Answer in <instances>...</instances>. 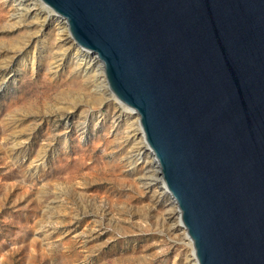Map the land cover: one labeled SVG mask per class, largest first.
<instances>
[{
  "label": "water",
  "instance_id": "95a60500",
  "mask_svg": "<svg viewBox=\"0 0 264 264\" xmlns=\"http://www.w3.org/2000/svg\"><path fill=\"white\" fill-rule=\"evenodd\" d=\"M138 115L197 264H264V0H40Z\"/></svg>",
  "mask_w": 264,
  "mask_h": 264
},
{
  "label": "rangeland",
  "instance_id": "374dc122",
  "mask_svg": "<svg viewBox=\"0 0 264 264\" xmlns=\"http://www.w3.org/2000/svg\"><path fill=\"white\" fill-rule=\"evenodd\" d=\"M12 3L0 0V264L194 263L152 155L136 161L127 106L59 48L58 17L18 21Z\"/></svg>",
  "mask_w": 264,
  "mask_h": 264
},
{
  "label": "bare ground",
  "instance_id": "6f19581e",
  "mask_svg": "<svg viewBox=\"0 0 264 264\" xmlns=\"http://www.w3.org/2000/svg\"><path fill=\"white\" fill-rule=\"evenodd\" d=\"M12 1H13V3L11 4V7H13V4H16L17 8L22 10L21 12L20 11H16V12H14L11 15L13 18H15V20H16V18H17V20L21 19V17L23 15L26 16L27 14H31L32 16L37 17L38 19H41L43 22H46L48 20V18L50 17V15H55V13L50 8L46 7L43 3H41L40 0H29V2H27L24 5V7H19V6L23 5L21 2H18L17 0H12ZM43 6H45L47 11L43 10V8H42ZM59 18L60 17L57 18V21L58 20L59 21L56 22V27H55V30H56L57 36H58V40H59V42H61L59 48L62 49L63 52H65L67 54H71L73 59H75V62L78 65L82 66V71L84 72L85 75L88 72L91 73L93 75V77H94V79L93 78L92 79L95 80V82L98 83V85H101V86L103 85L105 90L107 89L111 93V95H113V93L108 88L106 79L104 77L103 68L101 66V63H100L99 59L96 57V55H94L92 53H89L88 51L82 49L80 46H78V45H76L74 43V41L72 40L71 36L69 35V32L67 30V26H65L66 25L65 22L63 20H60ZM15 20H13V21H15ZM62 23H64L65 25H61ZM65 34L67 36H65ZM67 42H69V44H67ZM72 48H75V49L72 51V50H70ZM95 82H94V84H95ZM102 87H100V88H102ZM121 104L122 103H120V105ZM120 114L123 115L124 118L129 122V127L131 128L129 131L132 132L131 133V135H132L131 138H133V140H135L137 144H139V145L142 144L143 145V147H142L143 149L142 150L140 149V151L138 150L139 152L136 155V161L140 160L141 158L145 157V151L144 150H147L148 153L150 151L147 149V146H146V144H145V142L143 140V135H142V132H141V129H140L139 121H138V115L135 112H133L132 109L129 108L128 106L127 107H122V110H121ZM153 162H154V160H153ZM154 164H155V162H154ZM160 184L163 186V182L162 181H160ZM162 188L166 192L164 186ZM171 213H172V211H170V214ZM176 226H179V222L178 221L176 222ZM192 257H193L192 260L194 262L192 264H197L196 259L194 257V254H192Z\"/></svg>",
  "mask_w": 264,
  "mask_h": 264
}]
</instances>
